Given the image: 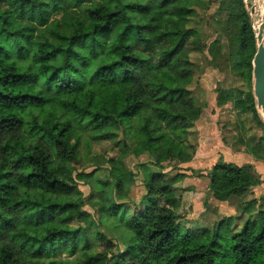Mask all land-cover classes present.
Returning <instances> with one entry per match:
<instances>
[{
  "label": "trees",
  "instance_id": "1",
  "mask_svg": "<svg viewBox=\"0 0 264 264\" xmlns=\"http://www.w3.org/2000/svg\"><path fill=\"white\" fill-rule=\"evenodd\" d=\"M237 3L231 40L248 89H218L217 104L237 99L264 134L253 94L256 34L245 3ZM65 4L81 9L79 16L51 22ZM199 4L0 0V264H264V197L238 230L226 217L213 229L182 233L173 186L183 176L171 180L163 170L171 160L191 162L197 151L190 136L202 108L190 89L189 55L199 39L188 25ZM84 133L114 141L120 152L109 161L104 196L91 201L98 222L80 200L56 196L75 192ZM253 148L264 161V138ZM129 153L151 156L140 166L146 194L139 204L131 198L133 173L122 164ZM209 176L219 202L262 184L252 165L219 161ZM105 226L118 243L99 231Z\"/></svg>",
  "mask_w": 264,
  "mask_h": 264
},
{
  "label": "rangeland",
  "instance_id": "2",
  "mask_svg": "<svg viewBox=\"0 0 264 264\" xmlns=\"http://www.w3.org/2000/svg\"><path fill=\"white\" fill-rule=\"evenodd\" d=\"M261 1L243 0L256 36L263 18L260 14L254 16L252 10L253 7L259 8ZM64 7L66 11L52 15L51 22L59 21L63 26L65 21H74L79 16L81 9L72 8L68 4ZM193 9L195 15L188 26L196 31L199 48L189 55L195 65L194 82L190 89L193 91L195 103L202 108V114L191 129L190 141L196 145L197 153L187 164H181L176 159L168 161L164 163L163 170L171 180L176 179L178 175L183 176L173 186L178 199L176 211L182 222V233L213 229L216 223L226 217H233L232 224L236 225L233 228L238 230L250 214L255 213L258 201L264 197V188L251 190L243 197H235L221 204L212 196L209 176L219 161L241 166L243 161L238 155L235 156L234 152L242 150V153H250L254 149L253 146L264 138L263 131L251 115L238 111L235 101L237 99L233 101L234 105L231 102L224 108L217 104L218 89H237L244 92L248 89L237 74L241 52L231 40L236 34L232 15L238 14V3L237 0H201V4ZM238 120L241 127L237 123ZM222 140L230 149L222 147ZM116 144L108 140L95 141L90 138L89 133H84L79 148L80 162L73 163L75 192L56 193V196L62 199L80 200L82 209L89 213L95 222L99 221V216L91 201L101 200L104 196V185L110 182L109 161L116 160L120 154ZM261 154L264 155L263 150ZM149 161V154L132 153L127 154L122 161L123 166L133 173L135 182L131 198L135 204H139L146 194L140 166ZM79 173L91 174L92 177L89 181H81L77 178ZM110 188H113V185ZM254 198H257V203L246 211V206ZM99 231L113 242H117L109 227H101ZM93 249L102 252L104 244L94 241ZM59 258H66V254L59 255Z\"/></svg>",
  "mask_w": 264,
  "mask_h": 264
},
{
  "label": "water",
  "instance_id": "3",
  "mask_svg": "<svg viewBox=\"0 0 264 264\" xmlns=\"http://www.w3.org/2000/svg\"><path fill=\"white\" fill-rule=\"evenodd\" d=\"M256 41L257 52L253 60V94L264 125V17Z\"/></svg>",
  "mask_w": 264,
  "mask_h": 264
},
{
  "label": "crops",
  "instance_id": "4",
  "mask_svg": "<svg viewBox=\"0 0 264 264\" xmlns=\"http://www.w3.org/2000/svg\"><path fill=\"white\" fill-rule=\"evenodd\" d=\"M229 103H231V102H229ZM228 103V104H229ZM233 103V102H232ZM228 104H226V105H224V106H219L220 108H224V107H226ZM233 105H234V103H233ZM238 109V108H237ZM238 111H240L239 109H238ZM241 112V111H240ZM237 123H239V126L241 127V124H240V121L238 120V122ZM223 139V138H222ZM221 145H222V147L223 148H225V149H230V148H228V147H226L225 145H224V142H223V140H222V143H221ZM242 150H236V152H234V155L236 156V155H238V158L240 157L241 159H242V165L241 166H244V165H252L254 168H255V170H256V172H257V174L259 175V177H260V179H261V181H262V184L261 185H259V186H256V187H254L252 190H254V191H258V190H260V189H262V188H264V161H261V160H259V159H257V158H255V157H253L250 153H242L241 152ZM196 153H197V151H196ZM196 155V154H195ZM194 158H195V156H194ZM193 158V159H194ZM232 164V163H231ZM244 164V165H243ZM235 165V164H234ZM237 166H239V165H237ZM232 200V199H231ZM253 200H257V198H254ZM259 200V199H258ZM216 202H218V203H221V204H224V203H227V202H229V201H227V202H219V201H217V200H215Z\"/></svg>",
  "mask_w": 264,
  "mask_h": 264
},
{
  "label": "bare ground",
  "instance_id": "5",
  "mask_svg": "<svg viewBox=\"0 0 264 264\" xmlns=\"http://www.w3.org/2000/svg\"><path fill=\"white\" fill-rule=\"evenodd\" d=\"M261 2H262V4L259 5V8L255 7V9L252 10V12H253L252 14L254 16H257L260 14V17L263 18L264 17V0H262ZM261 24H262V21L258 27V32L261 31Z\"/></svg>",
  "mask_w": 264,
  "mask_h": 264
}]
</instances>
